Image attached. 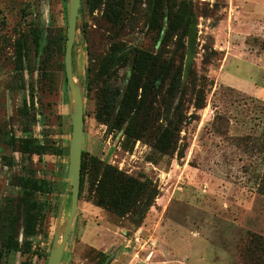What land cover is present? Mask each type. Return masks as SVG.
I'll list each match as a JSON object with an SVG mask.
<instances>
[{
  "label": "rangeland",
  "instance_id": "1",
  "mask_svg": "<svg viewBox=\"0 0 264 264\" xmlns=\"http://www.w3.org/2000/svg\"><path fill=\"white\" fill-rule=\"evenodd\" d=\"M255 3L193 0L195 37L184 39L183 55L173 42L165 47L166 58L182 61L183 80L190 71L207 90L198 118L180 132L183 157L177 152L152 154L148 138L125 149L122 133L109 132L94 117L97 89L107 80L122 86L128 70L122 67L109 78L98 77L100 60L110 46L121 42L156 51L148 0H125L123 23L116 26L101 10L89 13L82 3L83 31L76 36L73 62L84 90L83 151L148 178L152 190L140 205L144 217L136 226L134 214L118 217L95 206L86 184L61 264H264V192L259 184L263 161L242 140L248 133L258 135L264 120V38L257 33L264 14ZM34 29L40 35L38 50ZM66 33L67 0H0V264H20L26 258L2 251L1 242L10 231L9 218L19 210V177L31 171L52 182L49 193L37 194L50 210L32 239L33 250L43 255H34L33 262L45 264L51 248L67 182L68 153L56 152L60 145L66 149L70 138L61 66ZM20 35L33 67L24 73L13 59V43ZM60 36L65 40L58 47ZM187 56L190 67L185 72ZM25 129L49 151L22 159L7 140L11 133L21 137ZM3 156L12 158L10 164ZM66 200L60 224L69 210Z\"/></svg>",
  "mask_w": 264,
  "mask_h": 264
},
{
  "label": "trees",
  "instance_id": "2",
  "mask_svg": "<svg viewBox=\"0 0 264 264\" xmlns=\"http://www.w3.org/2000/svg\"><path fill=\"white\" fill-rule=\"evenodd\" d=\"M81 3L89 13L101 10L105 19L113 26L123 23L125 0H81ZM80 12H84L82 6ZM148 13V26L156 32V51L121 42H114L110 46L100 60L98 77L109 78L122 67L128 70L122 86L115 87L107 80L97 89L94 117L109 132L122 133L125 149L128 147L131 150L137 140L148 138L152 154L173 156L177 152L178 156L183 157L178 145L180 132L185 124L198 118L197 111L206 105L207 90L206 84L200 82L190 71L189 78L183 80L182 61L176 63L174 56L166 58L165 47L173 42L178 52L181 51L179 56L183 55L184 39L189 37L192 25L195 24L193 0H148ZM33 35L38 50L41 46L39 30H34ZM61 40L64 41L65 36L58 38V47L62 46ZM15 52L16 67L23 69L28 65L24 36L16 41ZM61 66L64 70L63 63ZM64 82L66 84L65 76ZM26 106L25 104L24 107ZM191 107L193 112L188 113ZM24 132L23 136L17 138L11 133L7 140L21 154L22 159L30 160L33 155L49 151L47 144L40 142L28 129ZM242 140L247 150L260 154L263 161L259 184L264 192V120L263 129L258 135L248 133L242 136ZM56 152L59 155L68 153V147L65 149L60 145L56 147ZM3 159L8 164L12 160L7 156H3ZM148 161L156 163L152 157H148ZM19 184L22 189L19 210L9 218L10 231L2 240L1 247L4 252L15 251L26 256L20 264H36L33 256L43 255L33 250L32 239L41 230L46 213L50 210L48 202L38 199L37 194L49 193L52 182L36 177L31 171L19 177ZM86 184L89 199L95 206L118 217L134 214L137 218L136 226H140L144 217L140 213V205L152 190V182L148 178L128 174L117 166L82 151L79 198ZM102 256L104 259L105 255Z\"/></svg>",
  "mask_w": 264,
  "mask_h": 264
},
{
  "label": "water",
  "instance_id": "3",
  "mask_svg": "<svg viewBox=\"0 0 264 264\" xmlns=\"http://www.w3.org/2000/svg\"><path fill=\"white\" fill-rule=\"evenodd\" d=\"M81 0H67V33L64 50V76L66 80V97L70 120V138L68 144V167L65 192L60 202L51 248L46 264H61L65 255L69 235L73 227L79 200L81 160L84 145V90L82 81L78 80L73 62V48L79 30L83 31L82 14L80 12ZM196 35L195 24L192 25L189 37ZM190 67V57L187 56L185 71ZM68 197V199H67ZM67 199V200H66ZM69 202V210L64 223H59L61 209L64 202ZM148 201H145L146 206ZM141 209V212L144 209Z\"/></svg>",
  "mask_w": 264,
  "mask_h": 264
},
{
  "label": "flooded vegetation",
  "instance_id": "4",
  "mask_svg": "<svg viewBox=\"0 0 264 264\" xmlns=\"http://www.w3.org/2000/svg\"><path fill=\"white\" fill-rule=\"evenodd\" d=\"M34 30H38V29H34ZM23 35H20L17 39H15V41H14V43H13V50H14V56H13V59H14V66H15V68L17 69V67H16V63H15V59H17V57H16V52H15V43H16V41L20 38V37H22ZM32 37H33V40L35 39V37H34V35H33V32H32ZM23 59H25V58H23ZM27 59H30L29 57H27ZM27 66H28V68H27ZM29 67H31V65H29V61H28V65H26V66H24V68L23 69H17L18 71H21L22 73H24V72H26V71H28V69H29ZM23 133V132H22ZM23 136V135H22Z\"/></svg>",
  "mask_w": 264,
  "mask_h": 264
},
{
  "label": "crops",
  "instance_id": "5",
  "mask_svg": "<svg viewBox=\"0 0 264 264\" xmlns=\"http://www.w3.org/2000/svg\"><path fill=\"white\" fill-rule=\"evenodd\" d=\"M254 2H256L255 4H259L261 7V10L263 11L264 14V0H253ZM258 35L264 38V26L260 25V28L257 30Z\"/></svg>",
  "mask_w": 264,
  "mask_h": 264
}]
</instances>
